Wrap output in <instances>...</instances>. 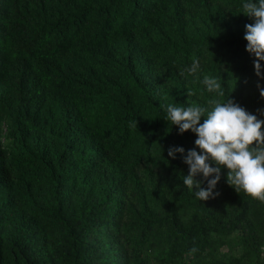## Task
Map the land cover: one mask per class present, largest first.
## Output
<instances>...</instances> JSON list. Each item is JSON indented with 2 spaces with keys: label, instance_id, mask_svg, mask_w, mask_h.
Returning <instances> with one entry per match:
<instances>
[{
  "label": "trees",
  "instance_id": "obj_1",
  "mask_svg": "<svg viewBox=\"0 0 264 264\" xmlns=\"http://www.w3.org/2000/svg\"><path fill=\"white\" fill-rule=\"evenodd\" d=\"M243 2L0 0V264H264V203L196 199L160 107L209 76L264 120Z\"/></svg>",
  "mask_w": 264,
  "mask_h": 264
},
{
  "label": "clouds",
  "instance_id": "obj_2",
  "mask_svg": "<svg viewBox=\"0 0 264 264\" xmlns=\"http://www.w3.org/2000/svg\"><path fill=\"white\" fill-rule=\"evenodd\" d=\"M242 9V13L254 21L245 25L246 51L254 57L255 75L264 80L261 64L264 62V0H244ZM200 69L199 59H193L185 71L196 75ZM202 82L206 90L214 94L207 101V106L191 100L187 101V106L160 105L167 114L165 120L169 126L177 127L180 135L191 131L197 137L196 147L188 150L187 154L183 147L172 146L167 150L168 156L173 160L177 154L183 157V163L189 169V174L183 176V183L189 191L195 190V198L200 201L219 196L215 190L222 170L227 169V184L230 187L264 203V120L240 106L231 95L223 99L225 92L217 78L204 76ZM257 88L261 98H264V86L258 83ZM192 94L187 92L189 97ZM258 112L264 116V109H258ZM130 127L136 128L137 121L130 122ZM199 176L203 177V181L197 179ZM204 181L207 188L202 186ZM197 251L193 247L189 255Z\"/></svg>",
  "mask_w": 264,
  "mask_h": 264
},
{
  "label": "built area",
  "instance_id": "obj_3",
  "mask_svg": "<svg viewBox=\"0 0 264 264\" xmlns=\"http://www.w3.org/2000/svg\"><path fill=\"white\" fill-rule=\"evenodd\" d=\"M262 255H263V258H264V248H263V250H262Z\"/></svg>",
  "mask_w": 264,
  "mask_h": 264
}]
</instances>
